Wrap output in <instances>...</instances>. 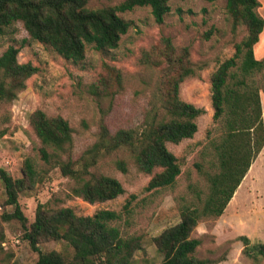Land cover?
Returning <instances> with one entry per match:
<instances>
[{
  "label": "rangeland",
  "instance_id": "obj_1",
  "mask_svg": "<svg viewBox=\"0 0 264 264\" xmlns=\"http://www.w3.org/2000/svg\"><path fill=\"white\" fill-rule=\"evenodd\" d=\"M120 1L88 0L85 6H112ZM262 2L261 9L256 11L264 19ZM168 5L160 23L153 20L147 6L119 12L129 26L117 45L98 51L85 44L79 62L64 59L50 47L32 40L20 21L0 34V53L12 45L17 48V62L28 61L36 67L14 99L0 102V168L17 178L28 158L38 172L33 188L18 192L19 210L27 222L33 220L38 203L49 208L70 207L78 215H90L98 209L118 211L120 217L115 225L120 233L140 237V248L134 252L131 264H161L170 249L160 246L157 238L179 220L180 203L192 199L189 185L201 191V198L207 191L201 173L216 171L212 143L223 131L221 120L212 118L209 76L233 54L234 44L245 35L243 25L232 26L225 0H169ZM161 37H167L176 50L187 49L194 74L180 83L179 97L203 109L195 119L192 137L176 144L166 143L177 159L179 173L171 186L146 189L147 181L158 169L149 174L138 171L124 150L101 154L87 168L88 172L116 178L123 192L109 200L88 203L70 192L74 180L62 175L53 160L45 163L40 158L41 144L29 124L28 114L39 109L47 116L59 115L67 121L70 144L60 158L72 161L96 141L100 125L109 132L118 128L138 131L157 110L153 92L158 70L141 63V54L157 45ZM263 43L264 34L254 46L255 59L263 57L264 49L259 52ZM108 67L119 71L121 85L106 96L96 97L89 92L88 85L99 74H105ZM255 77L264 87V69ZM118 159L124 161V171L115 166ZM249 175L248 172L241 178L219 216L201 219L194 226L190 236L200 241L195 257L208 260L209 264H264L263 256L252 259L244 252L239 238L245 236L248 245L264 244V170L258 169L252 179L256 181L253 187L245 184ZM4 199L0 181V264H32L37 252L23 237L19 221L9 216L13 206L4 204ZM38 248L42 252L53 249L71 254V249L60 241H44Z\"/></svg>",
  "mask_w": 264,
  "mask_h": 264
},
{
  "label": "trees",
  "instance_id": "obj_2",
  "mask_svg": "<svg viewBox=\"0 0 264 264\" xmlns=\"http://www.w3.org/2000/svg\"><path fill=\"white\" fill-rule=\"evenodd\" d=\"M88 0H0V34L15 21H20L28 36L50 47L55 53L72 62L84 56L85 44L104 51L114 48L129 22L118 13L133 7L147 6L156 23L168 12L169 0H121L112 6L88 8ZM258 0H225V10L232 26L241 24L245 35L234 44L233 54L221 61L209 76L212 118L221 120L222 134L212 143L216 171L202 172L207 185L204 197L201 191L189 185L192 199L181 202L179 220L166 227L158 236V244L170 249L161 264H209L194 256L199 239L190 236L196 223L204 218L217 217L234 195L241 178L252 159L261 149L264 136L258 91H264L256 74L264 69V55L255 59L252 46L263 27L257 13ZM17 48L9 45L0 53V102L11 101L24 86V81L36 67L30 62L16 60ZM141 63L157 68L158 77L153 92L157 110L145 120L138 131L118 128L109 132L100 125L96 141L76 161L61 159L70 144L71 129L59 115L47 116L35 109L28 121L40 141V158L53 160L60 173L74 180L70 192L88 203L112 199L123 192L120 182L111 176L88 172L96 158L114 150L128 153L138 171L150 176L146 189L171 186L179 173V165L166 143L176 144L190 138L196 131L195 119L203 109L179 97V85L194 74L185 47L176 50L167 37L148 52H142ZM121 85L117 69L106 68L89 85L96 97L112 93ZM159 109V113H158ZM115 166L125 170L124 161ZM84 175L86 177H84ZM4 204L13 206L10 217L23 228V237L37 252L32 264H131L132 256L140 248L138 235H122L115 225L118 211L98 209L90 215H78L70 207L49 208L38 203L34 217L27 222L19 210L17 194L33 188L38 172L28 158L14 178L0 168ZM181 199V198H180ZM244 252L252 259L264 258V244L248 245L240 236ZM53 240L63 242L71 249L70 255L56 250L42 252L38 245Z\"/></svg>",
  "mask_w": 264,
  "mask_h": 264
},
{
  "label": "crops",
  "instance_id": "obj_3",
  "mask_svg": "<svg viewBox=\"0 0 264 264\" xmlns=\"http://www.w3.org/2000/svg\"><path fill=\"white\" fill-rule=\"evenodd\" d=\"M262 1L263 0H258L259 5L257 6L256 10H260L261 9L262 3H263ZM263 34H264V19H263V27H262L260 33L258 34V39L252 46L253 54H254V46H255V44H258L259 39L261 38V36ZM263 49H264V43L260 47L259 52L262 53ZM258 99H259V105H260L261 120H262V126H263V136H264V91H262V90L258 91ZM258 169L264 170V142H263V145H262L261 149L256 154V156L252 159L248 169L246 170L245 174L243 175V177H246V174L248 172L250 174L249 177H247V181L245 183L247 187H253L254 186L256 181L252 180V179L256 178V173L258 172ZM240 182H239L238 186L240 185ZM229 201H230V199H229ZM229 201L227 202V205L229 204Z\"/></svg>",
  "mask_w": 264,
  "mask_h": 264
}]
</instances>
